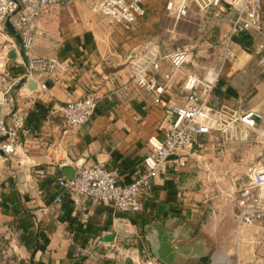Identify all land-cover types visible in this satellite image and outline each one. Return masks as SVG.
<instances>
[{
    "label": "crops",
    "instance_id": "crops-1",
    "mask_svg": "<svg viewBox=\"0 0 264 264\" xmlns=\"http://www.w3.org/2000/svg\"><path fill=\"white\" fill-rule=\"evenodd\" d=\"M144 5L145 16L154 11L150 0ZM145 16L136 28H128L93 13L87 0L45 6L38 19L43 33L33 51L66 64L42 77L46 90L20 79L25 66L19 52L15 59L0 57V89L15 82L13 103L26 116L17 151L0 149L2 210L17 224L9 231L0 227V236L5 231L15 236L0 241V264H264V242L249 256L248 244L236 237L232 192L250 173L242 179L224 174L245 171L264 155V68L236 71L223 65L211 103L253 108L257 124L237 122L224 132L204 134L205 148L184 151L187 165L176 167L177 155H171L156 172L153 193L140 210L125 212L93 199L78 208L66 195L55 200L62 192L57 176L66 175L65 165L75 169L77 160L105 161L119 167L123 182L132 181L163 135L165 103L183 102L187 73H202L209 65L194 56L165 78L170 68L162 58L166 52L144 33ZM141 56L160 58V69H149L165 83L160 102L136 82L133 62ZM93 86L103 99L91 120L64 132L60 106ZM218 141L224 146L221 153ZM238 150L249 155L245 163L232 161Z\"/></svg>",
    "mask_w": 264,
    "mask_h": 264
},
{
    "label": "built area",
    "instance_id": "built-area-1",
    "mask_svg": "<svg viewBox=\"0 0 264 264\" xmlns=\"http://www.w3.org/2000/svg\"><path fill=\"white\" fill-rule=\"evenodd\" d=\"M75 1L0 0V57L9 59L8 52L12 48L23 56L25 71L20 76L22 81L34 79L41 90H46L48 86L42 77L57 67L66 68L64 62L35 54L33 47L37 36L43 33L38 19L45 6ZM87 1L93 13L106 16L112 23H123L128 28H136L146 14V0ZM165 6L176 20L189 14L193 7L221 18L230 16L221 65H207L202 73H187L184 80L187 90L185 100L165 103L168 123L163 128V135L155 143L154 149L143 157L132 181L123 182L119 167L105 161L77 160L71 177L65 174L57 176L62 192L55 200L60 201L66 195L78 208L83 207L86 200L93 199L110 203L125 212L138 211L144 200L153 193L156 172L165 166L171 155H177L176 167L187 165L184 151L193 147L205 148L204 134L224 132L237 122L250 126L257 124L258 113L253 108L243 111L231 104L214 105L211 98L223 65L234 58L238 48L242 49L246 61L253 59L257 68H264V0H166ZM8 20L14 25L20 39L8 30ZM240 36H248V40L244 41ZM162 58L169 62L170 68L164 74L165 78H169L175 70L193 62L194 47L190 44L177 46ZM160 67V58L152 56H141L133 62L136 82L154 93L155 102L161 101L165 83L149 69L158 70ZM14 84H5L0 89V149L8 154L17 151L20 132L26 127L25 114L13 103ZM102 99L103 93L93 86L87 94L62 104L63 131L73 132L91 120ZM216 148L218 152L223 151L222 141L216 143ZM263 187L264 162L251 168L249 178L236 187V237L238 243L248 244L249 256L255 255L258 246L264 242Z\"/></svg>",
    "mask_w": 264,
    "mask_h": 264
},
{
    "label": "rangeland",
    "instance_id": "rangeland-1",
    "mask_svg": "<svg viewBox=\"0 0 264 264\" xmlns=\"http://www.w3.org/2000/svg\"><path fill=\"white\" fill-rule=\"evenodd\" d=\"M165 3L166 0H150L151 8L154 11L145 16V25L143 24L145 27L144 33L149 39L157 41L162 52H168L183 44H190L194 47V56L200 59L201 63L203 60H208L209 65L220 66L223 61L226 34L231 21L230 16L221 18L220 16L213 15L211 12H203L193 7L189 14L176 20L175 16L167 11ZM242 53V49L238 48L237 54L233 59L226 61V65L236 71H243L248 67H255L256 65L253 64V59L246 61V57ZM224 73V71L220 72L219 79L222 78ZM246 86H248L246 88H251V85L246 84ZM233 101H235L234 98ZM239 151L234 153L232 161L236 162V164L237 162L239 164L245 163L249 155L239 153ZM263 156L261 155L259 161L249 165L245 171L234 168V171L229 170V172L223 173L234 176L239 175L240 179H242L245 174L251 172V168L261 163ZM262 160L264 162V158ZM219 173L222 175L221 172H217V174ZM232 195H237L236 190L232 192ZM1 201L0 193V227L9 231V229H13L17 224L12 214H8L2 210L3 206ZM6 231L4 235L0 236L1 244L8 243V240L15 237L13 235H6Z\"/></svg>",
    "mask_w": 264,
    "mask_h": 264
},
{
    "label": "water",
    "instance_id": "water-1",
    "mask_svg": "<svg viewBox=\"0 0 264 264\" xmlns=\"http://www.w3.org/2000/svg\"><path fill=\"white\" fill-rule=\"evenodd\" d=\"M7 27L11 33H14L16 35V37L18 39H20L19 33L16 32V29L10 20L7 21ZM8 56H9V58L15 59L17 57V50L15 48H12L11 50H9ZM29 83H30V85H31V83L34 85V86L32 85V87H36V85H37V81L34 79L29 80ZM63 169H64V171L68 177H71L74 173V170H75L74 168L71 169V167L69 165H65L63 167ZM153 250H154L155 254L158 255L157 244H155V243H153Z\"/></svg>",
    "mask_w": 264,
    "mask_h": 264
},
{
    "label": "trees",
    "instance_id": "trees-1",
    "mask_svg": "<svg viewBox=\"0 0 264 264\" xmlns=\"http://www.w3.org/2000/svg\"><path fill=\"white\" fill-rule=\"evenodd\" d=\"M241 39L244 40V41H247L248 40V36L241 37Z\"/></svg>",
    "mask_w": 264,
    "mask_h": 264
}]
</instances>
